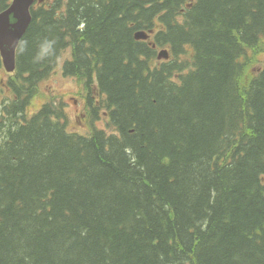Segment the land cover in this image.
Here are the masks:
<instances>
[{
    "label": "trees",
    "instance_id": "obj_1",
    "mask_svg": "<svg viewBox=\"0 0 264 264\" xmlns=\"http://www.w3.org/2000/svg\"><path fill=\"white\" fill-rule=\"evenodd\" d=\"M31 12L0 107V264H264V0ZM66 48L88 132L56 95L27 114Z\"/></svg>",
    "mask_w": 264,
    "mask_h": 264
},
{
    "label": "rangeland",
    "instance_id": "obj_2",
    "mask_svg": "<svg viewBox=\"0 0 264 264\" xmlns=\"http://www.w3.org/2000/svg\"><path fill=\"white\" fill-rule=\"evenodd\" d=\"M250 52L251 61H249V66L246 70L247 75L251 74L252 72H256L264 61V51L261 48H258L256 52H252V50H250ZM70 57V49L65 50V52L59 57V59H61L58 66L55 67L50 75L43 79L39 84L38 93L33 100V106L31 107L30 112L36 110L43 102L55 94L58 99H60V101H65L66 103V109L69 116L68 125L72 124L71 129H73V131L88 132L90 123H88L86 114V98L84 97L85 93H82V88L78 79L65 75L62 73L61 69L64 60ZM252 68L253 71L251 70ZM8 78V73L3 69L2 66H0V103L3 99H8L5 97V89L7 90L5 81ZM30 105H32V101ZM28 115H32V113H29ZM96 125L100 127L105 126V120L101 118L96 122Z\"/></svg>",
    "mask_w": 264,
    "mask_h": 264
},
{
    "label": "water",
    "instance_id": "obj_3",
    "mask_svg": "<svg viewBox=\"0 0 264 264\" xmlns=\"http://www.w3.org/2000/svg\"><path fill=\"white\" fill-rule=\"evenodd\" d=\"M34 2L35 0H13L0 13V49L5 66L10 71L15 69L16 49L31 21V7Z\"/></svg>",
    "mask_w": 264,
    "mask_h": 264
}]
</instances>
